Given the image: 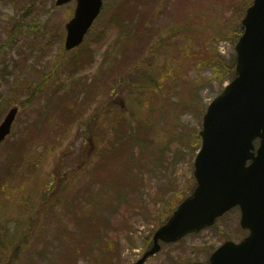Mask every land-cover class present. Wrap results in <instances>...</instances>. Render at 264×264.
<instances>
[{"label": "rangeland", "instance_id": "1", "mask_svg": "<svg viewBox=\"0 0 264 264\" xmlns=\"http://www.w3.org/2000/svg\"><path fill=\"white\" fill-rule=\"evenodd\" d=\"M104 1L101 14L84 43L76 50L64 52V27L73 15L75 4L72 1L57 6L52 0H0V98L20 103L12 132L0 145V225L10 229L11 236H16L7 251L2 250L0 264L10 259L13 264L24 260L14 251L21 243L17 229L24 233L26 240L25 233L30 234L31 229L36 224L42 225L45 219L47 224L41 241L46 244L56 239L57 243L61 238L49 214L39 211L40 207L47 211L52 207L46 208L41 203L53 206L55 197L64 189L69 191L67 196L79 193V199L85 200L87 191L95 192L98 188L102 189L99 199H111L110 205L105 200L98 202L102 217L113 225H130V237L135 244L131 248L120 231L107 232L105 228V232L118 242L121 264H131L142 253L143 239L151 231L153 221L162 214L163 200L176 190L180 195L184 188L187 192L194 185L193 159L195 147L200 145L202 115L227 82L216 80L209 68L200 69L205 61L203 51H213L215 45L217 57L228 60L235 55L234 44L239 31L233 28L237 20L239 27L244 10L252 0H247L242 12L241 0H152L154 8L148 15L138 7L137 18L143 24V35L140 39L133 37L130 42L126 41L124 49L127 47L129 52L132 48L131 62L138 63L139 71L146 69L143 79H139L135 71L128 92L117 94L112 100L107 93L115 81L107 78V72L97 71L95 66L101 56L110 55L118 41L121 42L128 24L126 13L115 15L116 8L125 0ZM193 9L200 10V16L197 24L189 29L191 32H186L184 29ZM178 27L182 33H178ZM137 39L142 52L140 57L133 53L137 48L133 41ZM146 52L150 66L144 65L145 59L141 60ZM93 54L96 61L91 60ZM158 61L162 67L153 69V62ZM85 77L94 80L91 88H85ZM208 79L211 81L206 84L204 81ZM145 82L161 88L156 94L150 91L141 105V93L135 99L132 95L137 93V86ZM26 92L34 93L32 104L22 106L20 101L25 99ZM69 102H76L77 107L69 116L63 115L58 107ZM9 107L3 110L0 121ZM116 108L127 113L125 120L142 111L136 114L134 123L142 145L136 143L131 153L126 151L114 156L117 158L114 162L108 157L101 159L94 138L89 142L85 138L91 137L93 128L106 126L104 114ZM75 113L81 116L69 123ZM21 139H24L23 144L18 143ZM115 151L116 148H112L113 155ZM73 167H77L78 172L64 177L63 172ZM111 179H118L121 185L117 198L110 197L111 190L106 187ZM48 185H51L50 192L45 193ZM94 196L87 203L95 204ZM87 211L94 210L89 207ZM239 218V211L232 209L217 219L212 228L163 244L145 264L205 261L220 243L229 239L238 241L245 234L238 226ZM76 222L73 218L65 219L72 235L64 236L60 242H72ZM82 244L86 250L80 245L79 264H88L91 255L87 244L93 243L86 239ZM38 245L45 247L41 242ZM98 248L99 243L92 251L97 252ZM60 250L57 243L45 252L48 255Z\"/></svg>", "mask_w": 264, "mask_h": 264}, {"label": "water", "instance_id": "2", "mask_svg": "<svg viewBox=\"0 0 264 264\" xmlns=\"http://www.w3.org/2000/svg\"><path fill=\"white\" fill-rule=\"evenodd\" d=\"M77 2L74 16L66 23V50L83 40L102 3ZM241 28L242 35L235 44L233 79L203 116V142L194 170L197 188L157 229L152 247L133 264H143L159 248L158 239L174 241L187 232H196L237 204L242 209L241 225L248 226L251 233L239 245L225 243L220 257L228 250L236 257L223 258V264H264V140L258 147L257 162L242 166L243 159L251 154L248 148L253 137H264V0H253ZM17 110L18 106L12 107L0 123V141L9 133Z\"/></svg>", "mask_w": 264, "mask_h": 264}, {"label": "trees", "instance_id": "3", "mask_svg": "<svg viewBox=\"0 0 264 264\" xmlns=\"http://www.w3.org/2000/svg\"><path fill=\"white\" fill-rule=\"evenodd\" d=\"M147 1V2H146ZM144 3V5H143ZM243 4V5H242ZM247 4V0H241V12L245 5ZM138 7H141L147 11V15L153 11V4L152 0H125L124 3H121L120 6H118L115 10L116 16H121L122 13H126L127 16L125 18V21L127 22L128 26L126 30H124L125 34L121 35V42L118 41V45L112 50V52L104 56L101 60L100 64L98 65L99 71L103 70L107 72V78H118V82L122 85L124 84H132L131 78L135 74V71L137 72V77L143 73L140 71H137L138 66H136V62H131L132 57L130 55V51L132 48H130L128 52V48L126 47L124 49V46L126 45V41L130 42L133 37L139 38L143 35V24L141 23V19L137 18V11L136 9ZM240 12V14H241ZM200 10L197 9V12L195 9H193V15L189 18V23L187 24L184 31H190L192 25L197 24V18L200 16ZM123 21V18L122 20ZM238 21V20H237ZM152 22H150V25H152ZM238 23L234 26L233 29L236 30V32L239 31ZM145 26V25H144ZM120 27H122V23L120 24ZM178 33H182L180 31V27L177 29ZM191 32V31H190ZM139 39L134 40L133 42L137 44V48L134 50V54L138 57L141 56L142 52L139 47ZM150 40V38H148ZM132 42V43H133ZM217 53L215 51V45H213V51H209L206 49L203 51V57H204V64L201 65V68H209L211 71V75L213 74V77L218 80L222 81L226 78H230L233 73V57L231 59L226 60V58H219L216 55ZM85 58V57H84ZM150 66V65H149ZM110 72V73H109ZM139 79H142L141 77H138ZM125 79H128L126 82ZM211 81L210 79L205 80L204 82L206 84ZM94 84V80L91 83V86ZM154 83H145L143 85H138L137 89L142 95L143 101H141V105H144V100L149 97L148 93L152 91V93L156 94L160 91L161 86L157 85V87L153 86ZM85 88H89V85H87V82L84 83ZM32 96L33 93H27V96L22 101V103L26 106L29 104H32ZM159 96V95H157ZM85 97V96H84ZM13 104V100L10 98L3 97L0 99V117L3 112V110ZM77 105L76 102H69L68 104L62 103L59 105L58 109H60V113L64 114H70V112L74 111L76 109ZM139 114H142V111L137 112ZM136 113V114H137ZM136 114H133V117L131 119L125 120L128 117L126 116L127 113L120 112L116 109L111 111V113L107 112L105 113V125L102 131H100L102 134L98 135L97 132H93L92 135L94 136V140L96 144H98V155L101 156V159H105L108 157L109 159H113L114 162H116L117 158L114 156L121 155L122 152H129L131 153L132 150H134V146L136 143L140 144V137L137 135L136 132V126H135V120ZM81 114L75 113L73 119L69 118V123L73 122L74 120H77ZM134 119V120H133ZM92 132V131H90ZM138 136V137H137ZM93 138V137H92ZM18 143L23 144L24 139L19 140ZM89 146L90 143H89ZM112 148H116L115 155H113ZM100 153V154H99ZM136 162V160H135ZM98 163V162H97ZM95 163V164H97ZM69 170H66V173H68ZM110 185L106 187L111 188V194L110 197L117 198L120 195L119 188H121V185H119V181L111 179ZM133 181V177H132ZM98 191V197H101V193ZM89 193V198L92 199L93 194L91 192ZM57 204H55V207L59 211H52V215L50 216L52 221L54 220L57 223L56 226V233H59L62 239L64 235L68 234L70 237L72 235L71 231L68 230L66 226L63 227V221L66 217L65 210L69 207L70 210L73 213V209L75 208V205L77 204L76 201H73L72 198L68 201L65 200V197L61 198L58 197ZM91 208L94 210L90 213L81 211L80 213V220L77 224L78 232H75V235L72 238V242L69 244H65V242H60L58 240V246L61 249L57 253L54 254V257H49L47 259L46 256H44V252H42L38 248H34V257H35V263L36 264H78V261L80 259V245L83 249L86 250V247L82 242L86 241V239L91 240L93 243L92 245L87 244V247L90 249L89 253L91 255V259L88 261V264H119L120 259V253L118 249V242L113 240L107 232H105V228L108 229H116L117 230H125L128 227L127 226H112L111 222L106 219L104 216L102 217L101 212L97 210L95 204L91 203ZM75 217H77L75 215ZM160 221V220H159ZM162 222V221H161ZM160 222V223H161ZM3 227L0 225V232ZM6 228V227H5ZM40 230H42L40 227L37 231V228L34 227L31 229L30 234L25 233L28 236V241L34 240L36 243L41 241L40 239ZM5 232L2 235V243H0V254L2 255V250H5V244L3 242L4 236L9 235L8 229H4ZM67 232V233H65ZM20 238L23 239L25 237L23 232H20ZM127 236V235H126ZM63 241V239H62ZM129 242V241H128ZM100 244V248H98L97 252L92 251L97 244ZM28 242H22L20 243V247H22L23 254L21 256L26 257L27 254V246ZM57 245V244H56ZM18 253L20 251H17ZM19 260V259H18ZM66 260V263L64 261ZM25 261H29L30 264H32V258L28 257V259H24L22 261V264H24ZM21 264V263H20Z\"/></svg>", "mask_w": 264, "mask_h": 264}]
</instances>
